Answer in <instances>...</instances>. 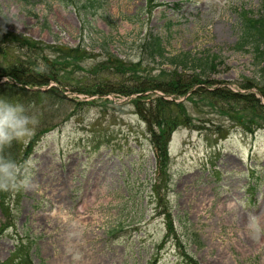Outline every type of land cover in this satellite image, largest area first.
Segmentation results:
<instances>
[{
	"label": "rangeland",
	"instance_id": "1",
	"mask_svg": "<svg viewBox=\"0 0 264 264\" xmlns=\"http://www.w3.org/2000/svg\"><path fill=\"white\" fill-rule=\"evenodd\" d=\"M263 4L98 0L84 7L62 0H0V16L14 14L21 25L17 31L0 17L5 32L48 45L81 43L90 53L81 62L84 68L70 67L69 82L57 86L56 100L24 103L38 123L31 136L17 141L24 153L20 163L31 160L35 167L27 173V189L7 191L8 209L0 199V264L14 253L23 254V264H192L189 258L193 264H264V128L251 134L216 108L185 101L191 117L173 132L162 175L161 151L131 98L112 92L91 99L71 86L100 79L131 85L155 79L162 68L171 73L170 65L150 61L139 47L150 34H159L170 55L225 58L217 71H208L209 87L241 93L253 82L263 87L251 54L236 45V11L243 7L258 15ZM75 8H92L91 23ZM84 26L89 29L82 32ZM104 36L105 50L92 46V38L102 42ZM110 50L126 63L145 58L143 69L111 70L107 62V69H94ZM4 60L0 55V67ZM146 87L149 102L155 90Z\"/></svg>",
	"mask_w": 264,
	"mask_h": 264
},
{
	"label": "trees",
	"instance_id": "2",
	"mask_svg": "<svg viewBox=\"0 0 264 264\" xmlns=\"http://www.w3.org/2000/svg\"><path fill=\"white\" fill-rule=\"evenodd\" d=\"M62 1L66 4H81L84 7L87 6V3L94 7L98 2V0ZM241 8L240 11H236L238 14L239 28V37L236 45L238 49H241L247 54H251V64L257 69L255 79L261 82L264 81V4L258 15L251 12V10ZM75 9H78V11L83 10L86 22L91 23L88 16H93L95 13L92 11V8ZM86 29L89 28L84 26L82 32ZM4 32L0 28V36H2V42L4 44V47L0 48V55H3V59H5L3 66L0 67V79L10 77L23 86H17L16 84L8 82L1 83L0 97H7L14 102L18 100L23 104L28 103L30 105L32 104V106H37L42 100H56L60 95L57 86H52L47 90H31L26 86L48 85L51 81H57L60 85H65L69 82L66 73L70 71V67L74 71L84 68L81 62L90 55L87 50V45L82 47L81 43L75 47L48 45L20 33ZM103 38L102 42L101 40L92 38L94 41L93 44L91 43L92 46H99L105 50L107 48L105 47L107 39L106 36ZM142 42L139 47L142 50L143 56L147 55L151 59L150 61L157 62L161 66L170 65L173 71L170 73L162 68L161 73L155 79L152 77L151 81L145 79L143 82H136L134 80L135 83L131 85L117 86V84L107 82L106 79H100L93 84L87 82L86 85L78 84V86H74L71 83V86L74 90L90 95H106L112 92H118L122 96L135 95L131 99V103L136 106V113L147 123L148 130L153 137L154 143H152L153 145L155 144L154 147L156 146L161 151L163 163L160 164L161 168L159 170L162 175L167 174V166L170 163L167 154V144L171 140L173 132L181 124L188 123L191 117L186 102H192L195 108L203 105L212 106L220 114L230 116L236 123L244 125L251 134H255L257 130L264 128V104H262V100L255 92L241 93L235 92L229 87H209L211 81L208 71L215 72L220 63H225V59L220 53L197 54L189 52L170 55L167 50L168 43L159 34H150ZM47 48H50L52 56L46 51ZM19 50L23 51L22 55L19 54ZM109 53L107 60L98 62L93 68L96 70L102 68L107 69L103 66L107 62L111 64V70H114L113 66L125 68L135 73L139 69H143L142 64L145 58L140 59L138 62L126 63L123 59H120L116 54L112 53L111 50ZM23 56L27 58L23 59ZM219 58L221 59L218 63L217 60ZM147 84H151L153 90H160L167 95H175L177 98H182L190 91L192 92L185 99L186 102H177L154 93L152 95L155 97L148 102L145 101V98L151 96L144 95V92L149 90L146 87ZM197 85L198 87H196ZM259 86V83L255 84L253 82L251 86L247 85L246 88L256 87L264 96V85H262L263 87ZM13 95H16L14 99H12ZM84 103L81 101L77 104ZM55 104H57L56 101L53 106ZM48 109L52 110L51 105L48 106ZM4 154L10 156L18 163L24 159V153L21 147H18L17 141H14L10 147L6 148ZM169 181L163 186L168 187ZM155 187L157 188V186ZM158 190L159 188L154 189V193L160 200L161 197L158 195ZM11 195L7 191L0 190L1 203L6 209L9 208L7 206L9 199L7 198ZM169 229L172 231V226H169ZM22 255L14 253L13 257L3 264H23L26 258L24 259ZM189 259L193 264V259Z\"/></svg>",
	"mask_w": 264,
	"mask_h": 264
},
{
	"label": "clouds",
	"instance_id": "3",
	"mask_svg": "<svg viewBox=\"0 0 264 264\" xmlns=\"http://www.w3.org/2000/svg\"><path fill=\"white\" fill-rule=\"evenodd\" d=\"M0 17H4L6 22L14 23L19 31L21 25L14 14ZM37 123L36 116L29 114L22 102L0 97V190H21L30 186L31 177L27 173L35 167V162L28 160L18 163L6 156L4 151L14 141L31 136Z\"/></svg>",
	"mask_w": 264,
	"mask_h": 264
}]
</instances>
